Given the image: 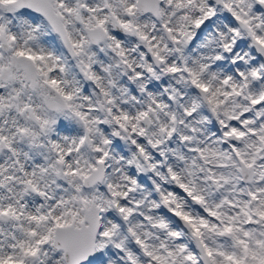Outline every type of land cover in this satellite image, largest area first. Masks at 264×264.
Wrapping results in <instances>:
<instances>
[{
  "label": "snow or ice",
  "instance_id": "1",
  "mask_svg": "<svg viewBox=\"0 0 264 264\" xmlns=\"http://www.w3.org/2000/svg\"><path fill=\"white\" fill-rule=\"evenodd\" d=\"M0 264H264V0H0Z\"/></svg>",
  "mask_w": 264,
  "mask_h": 264
}]
</instances>
